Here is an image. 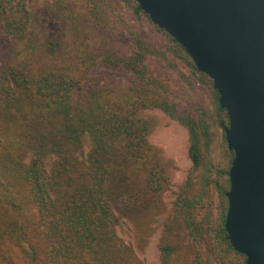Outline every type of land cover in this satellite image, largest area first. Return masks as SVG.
<instances>
[{
	"label": "trees",
	"instance_id": "trees-1",
	"mask_svg": "<svg viewBox=\"0 0 264 264\" xmlns=\"http://www.w3.org/2000/svg\"><path fill=\"white\" fill-rule=\"evenodd\" d=\"M120 1L147 16L135 0ZM65 5L63 24L76 27L85 14ZM44 26L28 0H0V264H146L118 227L126 219L147 241L172 184L140 116L147 110L187 130L192 163L163 222L160 264H246L225 230L234 154L212 80L163 30L165 49L143 26H125L130 54H76L66 30L54 36ZM169 55L208 87L209 101L189 82L162 78L161 64L176 67ZM113 67L133 74L130 86L93 80Z\"/></svg>",
	"mask_w": 264,
	"mask_h": 264
},
{
	"label": "water",
	"instance_id": "water-1",
	"mask_svg": "<svg viewBox=\"0 0 264 264\" xmlns=\"http://www.w3.org/2000/svg\"><path fill=\"white\" fill-rule=\"evenodd\" d=\"M207 75L227 111L225 230L246 264H264V0H135Z\"/></svg>",
	"mask_w": 264,
	"mask_h": 264
},
{
	"label": "rangeland",
	"instance_id": "rangeland-1",
	"mask_svg": "<svg viewBox=\"0 0 264 264\" xmlns=\"http://www.w3.org/2000/svg\"><path fill=\"white\" fill-rule=\"evenodd\" d=\"M78 4V12L85 16L77 21L76 27H66L63 24L66 0H28L35 18L46 26L42 32H51L54 36L66 30L67 40L71 42L68 50L80 54L85 51L98 52L109 50L119 54H130L131 40L125 26L137 31L143 26L148 35L154 39L162 49L167 45V38L156 27L148 16H137L133 10L120 0H72ZM103 3V4H101ZM65 5V6H64ZM98 5V7H96ZM103 5L104 9H100ZM97 15V18H95ZM72 40V41H71ZM176 67L163 63L159 67L162 78L171 83L193 84L197 90L209 101V90L199 80L191 75L187 65L178 58L169 55ZM93 80L101 85L112 87H128L133 81V74L121 67L101 68L92 72ZM189 82V83H188ZM142 118L150 123L149 141L160 149L171 172L172 184L164 194V210L155 216L151 223L150 236L147 241L140 239L135 227L124 219L118 227V233L128 244L132 245L139 259L146 264H160L159 243L163 222L169 215L175 199V194L181 184L187 179L192 169L188 157V132L185 128L167 117L160 110H147L141 113ZM31 155L27 158V163ZM215 203L217 199L214 197Z\"/></svg>",
	"mask_w": 264,
	"mask_h": 264
}]
</instances>
